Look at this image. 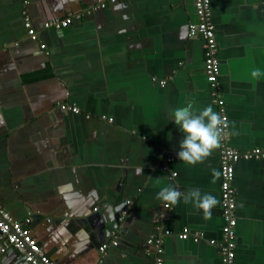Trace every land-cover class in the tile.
Instances as JSON below:
<instances>
[{
  "label": "crops",
  "instance_id": "crops-1",
  "mask_svg": "<svg viewBox=\"0 0 264 264\" xmlns=\"http://www.w3.org/2000/svg\"><path fill=\"white\" fill-rule=\"evenodd\" d=\"M97 1L0 0V203L30 220L54 264H151L147 241L164 231L163 264H221L220 204L205 218L182 198L169 209L156 199L171 184L219 201V148L184 164L171 119L189 103L219 113L202 41L187 35L194 0H116L86 13ZM70 14L82 16L42 28ZM210 17L228 143L264 150V0H210ZM233 187L234 263L264 264V158L238 161ZM0 264L27 263L7 249Z\"/></svg>",
  "mask_w": 264,
  "mask_h": 264
},
{
  "label": "built area",
  "instance_id": "built-area-1",
  "mask_svg": "<svg viewBox=\"0 0 264 264\" xmlns=\"http://www.w3.org/2000/svg\"><path fill=\"white\" fill-rule=\"evenodd\" d=\"M114 2H116V0H98L96 4L86 10V13L104 9L106 4ZM194 10L197 22L188 26L187 35L190 38L198 36L202 41L203 73L210 86L212 100L218 107L219 114L222 117H226L227 123V116L222 108L223 101L219 97L217 88L219 64L216 56L214 27L210 17V0H194ZM81 16L82 14H70L61 19H50L42 24V28L60 31L68 27L74 20H79ZM22 20L27 36L31 40H35L37 38V33L32 27L30 19L25 11H22ZM44 48V44L39 45L40 51H43ZM159 84L163 86L164 82L160 81ZM59 108L65 112L78 113V109L69 104H61ZM228 141L229 134L223 139L218 153L220 169L219 204L222 216L220 232L222 241L218 243L217 246L221 256V264H235L236 203L235 189L233 187L234 165L240 160L264 158V150L262 149L254 148L246 152H239L230 147ZM173 176H175V174H173ZM29 223V219H25L22 222L14 221L0 203V236L3 239V246L0 248V252L3 253L7 249H12L16 251L27 264H54L32 237L30 229L28 228ZM157 229L159 230V227ZM168 234L169 232L164 231L162 234H157L148 239L147 243L152 247L153 253L151 264H163V236ZM187 237V234L179 236L180 239H186ZM116 244V242H112V245ZM105 248L106 246L100 247V252L103 253Z\"/></svg>",
  "mask_w": 264,
  "mask_h": 264
},
{
  "label": "clouds",
  "instance_id": "clouds-1",
  "mask_svg": "<svg viewBox=\"0 0 264 264\" xmlns=\"http://www.w3.org/2000/svg\"><path fill=\"white\" fill-rule=\"evenodd\" d=\"M258 74L253 72L254 76ZM171 119L182 134L176 155L186 165L203 163L221 146L223 139L228 135L226 117H222L211 106L196 112L189 103L185 107L175 109ZM139 172L143 173L142 168ZM216 176L219 177V173H216ZM181 198L185 205L192 204L195 209L200 210L205 218H211L212 209L219 203L215 196L202 194L198 188L181 192L171 184L163 187L156 195V199L161 201L165 209L175 207Z\"/></svg>",
  "mask_w": 264,
  "mask_h": 264
},
{
  "label": "bare ground",
  "instance_id": "bare-ground-1",
  "mask_svg": "<svg viewBox=\"0 0 264 264\" xmlns=\"http://www.w3.org/2000/svg\"><path fill=\"white\" fill-rule=\"evenodd\" d=\"M219 64V63H218Z\"/></svg>",
  "mask_w": 264,
  "mask_h": 264
},
{
  "label": "water",
  "instance_id": "water-1",
  "mask_svg": "<svg viewBox=\"0 0 264 264\" xmlns=\"http://www.w3.org/2000/svg\"><path fill=\"white\" fill-rule=\"evenodd\" d=\"M23 259V258H22Z\"/></svg>",
  "mask_w": 264,
  "mask_h": 264
}]
</instances>
